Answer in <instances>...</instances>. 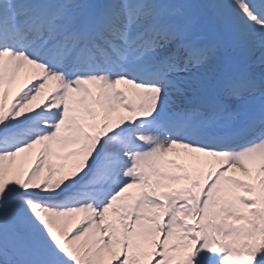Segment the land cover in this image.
I'll list each match as a JSON object with an SVG mask.
<instances>
[{"label": "snow or ice", "instance_id": "1", "mask_svg": "<svg viewBox=\"0 0 264 264\" xmlns=\"http://www.w3.org/2000/svg\"><path fill=\"white\" fill-rule=\"evenodd\" d=\"M0 264H264V0H0Z\"/></svg>", "mask_w": 264, "mask_h": 264}]
</instances>
